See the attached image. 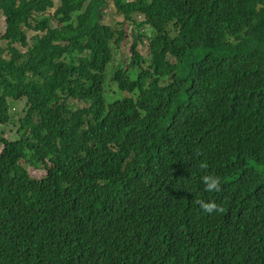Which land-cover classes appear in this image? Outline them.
Instances as JSON below:
<instances>
[{
  "label": "trees",
  "instance_id": "1",
  "mask_svg": "<svg viewBox=\"0 0 264 264\" xmlns=\"http://www.w3.org/2000/svg\"><path fill=\"white\" fill-rule=\"evenodd\" d=\"M87 1L0 0V264H264V0Z\"/></svg>",
  "mask_w": 264,
  "mask_h": 264
},
{
  "label": "rangeland",
  "instance_id": "2",
  "mask_svg": "<svg viewBox=\"0 0 264 264\" xmlns=\"http://www.w3.org/2000/svg\"><path fill=\"white\" fill-rule=\"evenodd\" d=\"M25 1H29V0H25ZM53 5L51 7L47 8V15H50L52 12L56 11V9L58 7H60L62 0H51ZM92 0H88L87 3L91 2ZM17 2H20V0H17ZM108 12V16L109 19L106 22L109 25H112L114 27V29L116 31H120V29L122 28V31L125 34V37L123 39V41L120 44V47H114L115 50V60L112 62V64L109 67V70L107 72V79L109 80V82H111V86L109 85L108 82V98H112V99H117L118 95L116 96V87L113 85V78L116 76V74L118 73V70L124 69L129 63H130V59H131V51H130V47L132 44V34L134 31H136V33H140V31L137 28H134V26L131 24V22L129 21H123V15L121 13L118 12L117 8L114 6L113 2H112V6H110L106 13ZM0 36L1 35H5L6 34V30H7V21L5 20V17L2 15V13H0ZM84 20H86V18H84L83 13H78V14H74L73 15V22H75L76 25H82ZM138 21H142L143 17H138L137 18ZM37 22V21H36ZM35 23V22H33ZM54 26H57L58 23L54 22L53 23ZM142 31H146L147 34L149 36L152 35V31L149 30L148 27H144L142 28ZM35 35L34 32H28V41L29 44L32 43V37ZM144 42L147 44L148 41L145 39ZM1 44L6 47V44L4 42H1ZM20 50L25 51V48H22L19 44L16 45ZM138 49L140 51V53H142L145 57H147V61L150 60V54H149V49L148 46H141V44H139ZM148 67V64H145L144 68ZM139 70H136V72L132 75L133 78H135L137 76V74L139 73ZM125 97L124 95H120V98ZM84 105L82 104H76L74 106H71L72 109L76 110L78 108L83 107ZM10 108H11V114L14 117V124H10L7 126H3L0 127L1 130L5 131V137L9 140H17L19 139V134H17V130L19 128V119L20 118H24L27 115V111L29 110L28 106H26V101H21L19 103H10ZM31 174L34 177H37L38 179L42 178L45 175V171L41 170V171H34L33 169H31Z\"/></svg>",
  "mask_w": 264,
  "mask_h": 264
},
{
  "label": "clouds",
  "instance_id": "3",
  "mask_svg": "<svg viewBox=\"0 0 264 264\" xmlns=\"http://www.w3.org/2000/svg\"><path fill=\"white\" fill-rule=\"evenodd\" d=\"M196 155H201L199 150H197ZM199 166L201 168H206L207 164L204 162H201ZM201 180H202V183L204 184V191L209 192V193L221 191L222 181L220 177L212 176V175H204L201 178ZM195 202L200 206L201 210L207 214H212L214 212L222 213L224 211V208L215 202H205L199 199H197Z\"/></svg>",
  "mask_w": 264,
  "mask_h": 264
}]
</instances>
